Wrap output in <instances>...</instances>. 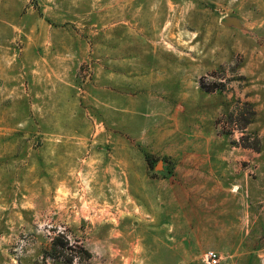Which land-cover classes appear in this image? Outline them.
Instances as JSON below:
<instances>
[{
  "label": "rangeland",
  "instance_id": "obj_1",
  "mask_svg": "<svg viewBox=\"0 0 264 264\" xmlns=\"http://www.w3.org/2000/svg\"><path fill=\"white\" fill-rule=\"evenodd\" d=\"M210 249L264 264V0H0V264Z\"/></svg>",
  "mask_w": 264,
  "mask_h": 264
},
{
  "label": "built area",
  "instance_id": "obj_2",
  "mask_svg": "<svg viewBox=\"0 0 264 264\" xmlns=\"http://www.w3.org/2000/svg\"><path fill=\"white\" fill-rule=\"evenodd\" d=\"M223 256L215 249H210L204 254V261L207 264H222Z\"/></svg>",
  "mask_w": 264,
  "mask_h": 264
},
{
  "label": "water",
  "instance_id": "obj_3",
  "mask_svg": "<svg viewBox=\"0 0 264 264\" xmlns=\"http://www.w3.org/2000/svg\"><path fill=\"white\" fill-rule=\"evenodd\" d=\"M222 23H223L224 25H230V24L235 23V20L232 19V18L227 17V18L223 19Z\"/></svg>",
  "mask_w": 264,
  "mask_h": 264
},
{
  "label": "trees",
  "instance_id": "obj_4",
  "mask_svg": "<svg viewBox=\"0 0 264 264\" xmlns=\"http://www.w3.org/2000/svg\"><path fill=\"white\" fill-rule=\"evenodd\" d=\"M53 244H54V246H55V245L57 246V243H56L55 241H54V243H53Z\"/></svg>",
  "mask_w": 264,
  "mask_h": 264
}]
</instances>
